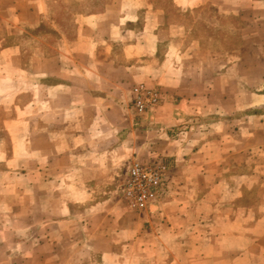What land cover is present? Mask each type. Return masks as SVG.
I'll return each mask as SVG.
<instances>
[{"label": "crops", "instance_id": "obj_1", "mask_svg": "<svg viewBox=\"0 0 264 264\" xmlns=\"http://www.w3.org/2000/svg\"><path fill=\"white\" fill-rule=\"evenodd\" d=\"M263 39L264 0H0V264H264ZM157 155L159 209L126 213Z\"/></svg>", "mask_w": 264, "mask_h": 264}, {"label": "built area", "instance_id": "obj_2", "mask_svg": "<svg viewBox=\"0 0 264 264\" xmlns=\"http://www.w3.org/2000/svg\"><path fill=\"white\" fill-rule=\"evenodd\" d=\"M134 93L130 107L138 121L158 107L163 98L159 87L144 83L134 86ZM170 170L171 164L163 156L132 160L121 186L122 198L127 208L133 212L157 211L160 200L169 188Z\"/></svg>", "mask_w": 264, "mask_h": 264}, {"label": "rangeland", "instance_id": "obj_3", "mask_svg": "<svg viewBox=\"0 0 264 264\" xmlns=\"http://www.w3.org/2000/svg\"><path fill=\"white\" fill-rule=\"evenodd\" d=\"M56 12V14L54 15V17L55 16H58V18H61V21H62V12L60 11V12H58V11H55ZM59 21V20H58ZM52 22V21H51ZM54 22H52V24H53ZM55 23H59V22H55ZM230 23H234V22H227V24L229 25ZM237 24H239V22H236ZM249 24H251V25H256V23H258V26L259 25H261V23H263V22H248ZM62 23L60 22V24L59 25H61ZM244 28L246 27V22H242V24H241ZM228 29V33H229V27L227 28ZM231 35V34H230ZM228 37H230L229 35H228ZM227 37V38H228ZM229 39V38H228ZM230 39H231V43H230V45L232 46V47H234V37H233V35H231V37H230ZM264 40V39H263ZM238 44V43H237ZM138 158H140V157H138ZM128 167H129V165L128 166H126V168H124L125 170H124V172H123V174L121 175V176H119V180H118V183H117V193H118V197H119V199H120V201L121 202H123V204L125 205V203H124V201H123V198H122V190H121V186H122V184H123V182H124V180H125V178H126V174H127V170H128ZM172 167V166H171ZM124 211L126 212V213H133V211H130L128 208H127V206L125 205V208H124ZM153 213H156V212H153ZM134 214V213H133Z\"/></svg>", "mask_w": 264, "mask_h": 264}]
</instances>
